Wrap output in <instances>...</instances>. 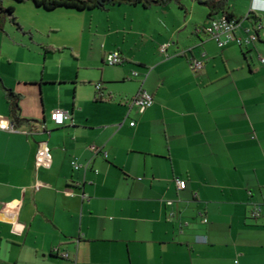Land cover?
<instances>
[{"label": "crops", "instance_id": "1", "mask_svg": "<svg viewBox=\"0 0 264 264\" xmlns=\"http://www.w3.org/2000/svg\"><path fill=\"white\" fill-rule=\"evenodd\" d=\"M208 1H6L21 30L0 33V79L30 124L14 127L0 86V264H264V36L220 48L204 32L252 8L238 34L264 26V0H214V15ZM141 91L154 99L142 114ZM55 110L70 114L62 127ZM42 142L50 168L36 165Z\"/></svg>", "mask_w": 264, "mask_h": 264}, {"label": "built area", "instance_id": "2", "mask_svg": "<svg viewBox=\"0 0 264 264\" xmlns=\"http://www.w3.org/2000/svg\"><path fill=\"white\" fill-rule=\"evenodd\" d=\"M256 12V9L252 8L244 20L229 19L227 16L223 15L218 18H212L208 25L204 28L205 34L212 40L216 41L220 48L226 47L228 45H237L239 47L248 46L260 40L261 36H264V26L255 24L253 28H248L245 31V36H240L238 33L244 30L243 22L251 21V16ZM251 23V22H250ZM171 45H165L161 48L162 53H166L167 49ZM106 63L109 66H117L122 64V57L119 52H113L106 56ZM261 64H264V57H259ZM191 68L194 71H201L204 68V63L201 61L194 60L191 63ZM101 84H97V91H101ZM132 106H135L138 109L139 113H144L150 109L154 104V99L151 94L146 91H141L133 100ZM51 122L56 127H62L65 125V122L70 119V114L61 110H55L50 115ZM131 127L135 126V123L130 124ZM14 130V128H13ZM91 149L98 153L99 149L95 146H92ZM107 158V154H104ZM36 165L38 168H50L52 165V157L50 149L47 142H42L40 144L37 156H36ZM75 170H79L81 167L79 165L73 164ZM176 185L179 190H184L186 188V182L182 180H176ZM37 188H39L37 186ZM172 203H168L171 205ZM261 207H254L251 211V218L258 219L262 215ZM204 224L208 222L206 218H203L202 221ZM62 257L67 260L69 256L63 254Z\"/></svg>", "mask_w": 264, "mask_h": 264}, {"label": "trees", "instance_id": "3", "mask_svg": "<svg viewBox=\"0 0 264 264\" xmlns=\"http://www.w3.org/2000/svg\"><path fill=\"white\" fill-rule=\"evenodd\" d=\"M6 1H14L20 4L33 2L37 7L43 8L47 11H54L61 8L73 9L77 11H107L109 8L122 5L142 6L144 8H150L154 5L165 6L172 0H0V33H5V27L8 23L13 24L21 30L20 25L16 21L14 8L6 7ZM203 4L210 9V15H214L220 10H224L225 7L223 2H215L214 0H210ZM224 15L229 19H234L228 12H225ZM0 86L3 89L5 99L8 103L9 113L14 127L19 128L22 125L30 124V121L21 118L20 102L22 101V96L5 88L1 79Z\"/></svg>", "mask_w": 264, "mask_h": 264}, {"label": "rangeland", "instance_id": "4", "mask_svg": "<svg viewBox=\"0 0 264 264\" xmlns=\"http://www.w3.org/2000/svg\"><path fill=\"white\" fill-rule=\"evenodd\" d=\"M15 17L18 18V16L16 15V13H15ZM17 22H18V21H17ZM18 24H19V23H18ZM9 25H10V24H7L6 27H9Z\"/></svg>", "mask_w": 264, "mask_h": 264}]
</instances>
